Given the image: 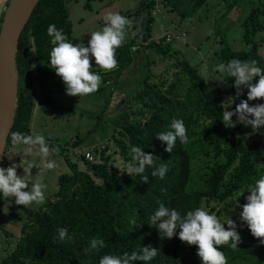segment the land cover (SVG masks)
Returning <instances> with one entry per match:
<instances>
[{"label": "trees", "instance_id": "16d2710c", "mask_svg": "<svg viewBox=\"0 0 264 264\" xmlns=\"http://www.w3.org/2000/svg\"><path fill=\"white\" fill-rule=\"evenodd\" d=\"M259 1L261 6L253 8L241 23L242 40L249 49L236 52L224 45L218 53L219 62L226 63L232 58L255 60L264 69V58L258 54V46L264 43V37L254 39L256 33L264 32V0ZM205 2L163 0L165 7L176 12L181 19L194 14ZM65 3V0H39L19 36L15 53L17 102L4 154L7 147L13 145V131L30 134L36 83L41 93L38 101L41 109L53 110L55 118L64 111L67 117L74 114L64 102H52L43 92L50 84L61 87L60 78L47 68H37L36 75L33 73L34 62L48 65V54L53 46L46 32L49 24L61 29L73 44L87 45L88 39L72 35ZM153 5V0L146 4L147 18L141 43L146 49L162 56L169 54L175 59L179 75L170 82L153 83L150 81L152 75L147 73L130 97L139 106L138 110L126 113L114 130L116 135L112 140L123 162L130 158V147L139 146L143 152H151L157 157L156 164L167 163L165 178L161 180L152 176L151 169L147 167L141 174L147 176V182H142L140 175H117L112 168L111 157L105 155L107 148L95 153L90 151L93 156L98 153L100 164H90L82 156L87 166L81 171L60 147L59 153L69 173L58 176L57 190L37 210L22 208L26 219L21 226L20 237L1 264H98L99 257L105 253H130L139 251V246L144 245L157 249V255L148 264H201L195 245H187L175 235L171 239L162 238L154 226L147 224L158 202L175 208L183 216L185 212L200 207L202 202L225 203L264 174V149L259 141L261 132L257 139L246 143L236 133L237 127L227 128L220 120L225 102L237 95L231 78H225L219 86L208 88L189 62L179 59L175 51L169 50L164 37L158 42L149 40L153 24L149 10ZM134 45L123 43L116 49L117 66L108 72H96L100 75L105 73L107 77L113 75L115 83L133 63ZM90 61L94 62L91 57ZM173 118L184 121L189 142L181 144L177 140L172 151L166 152L164 144L155 135L167 130ZM79 142L80 139L74 137L71 145L77 147ZM48 143L51 147L54 145ZM2 166L5 167V157ZM246 195L247 192L238 197L240 204L245 202ZM2 203L0 199V205ZM210 211L213 212L214 208ZM130 220H134L136 225H132ZM61 227L67 230L71 239H59L57 230ZM237 231L240 236L237 248L215 246L224 253L227 264H264V244L259 243L260 238L252 237L246 226H239ZM93 236L104 240L103 249L88 250Z\"/></svg>", "mask_w": 264, "mask_h": 264}, {"label": "rangeland", "instance_id": "374dc122", "mask_svg": "<svg viewBox=\"0 0 264 264\" xmlns=\"http://www.w3.org/2000/svg\"><path fill=\"white\" fill-rule=\"evenodd\" d=\"M149 1L65 0L72 35L76 38L89 39L88 33L101 28L104 24L103 17L109 12H117L128 18L129 25L126 28L124 43L135 44L133 48L135 52L133 54L134 61L121 73L115 83L113 75L108 77L105 76V73L101 75L102 82L98 90L85 96L67 95L63 84L61 87L47 85L43 91L44 94H48L52 102L61 101L69 106L74 112L69 117L64 111L60 117L55 118L53 110L41 109V105H38L41 93L36 83L35 108L30 122V134H43L48 142L54 144L52 146H55L58 151L50 158L56 161L57 167L43 173L42 182L46 185L43 203L21 206L12 202L11 197L2 199L3 203L0 205V264L4 257L14 249L20 237V229L26 219L22 208L37 210L57 190L58 176L69 173L63 157L59 153L60 147L65 150L70 161L76 163L81 171L86 170L87 163L82 160V156L86 152L95 153V151L98 152L107 148L105 155L111 157L113 170L117 175L125 173L120 169L125 168L126 162H123L118 156V149L112 140V136L116 135L114 130L121 124L126 113L136 112L139 108L130 97L138 90L141 80L147 73L152 75L150 81L153 83L170 82L179 75L175 59L171 58L169 54L162 56L153 50L146 49L144 48L145 44L141 43L140 38L147 18L146 4ZM153 1L154 5L149 10L153 17L149 40L158 42L164 36L169 35L171 37V42L168 43L169 50L175 51L176 57L179 59L189 62L203 78L208 88L222 84V82L209 78L213 76L211 68L219 62L218 53L224 45L236 52H245L249 49V46L242 40L241 23L253 8L261 6L259 0H206L205 4L194 14L181 19L176 12L165 7L163 0ZM262 25L264 27V18ZM182 33H184L183 37L181 36ZM263 37L264 32H259L256 33L254 39L258 40ZM258 54L264 58L263 42L258 46ZM89 63L90 71L104 72L99 66H95L93 61L89 60ZM37 68H47L53 71L42 62H34V75H36ZM255 79L256 77L253 78V83ZM245 93L246 89L241 87L236 97L229 98L225 102L224 110L234 109L241 99H246ZM248 103L250 105L260 103V99L257 98ZM104 106L106 107L104 108ZM130 118L134 117L131 116ZM231 119L235 120V115ZM232 127H237L236 133L246 143L257 139L261 132L259 141L262 149H264L263 126L255 131L252 130L251 126H244L240 123H235ZM74 137L80 139L77 147L71 145ZM33 153H35V148H33ZM4 157L5 167L10 164H19L21 159L23 160L22 163L26 158L32 160L35 163V167L30 170L33 179L40 175L41 158L35 154L26 157L19 145L14 146L13 144L7 147ZM16 171L18 175H22V169L17 168ZM234 199L235 197L230 198L225 203L202 202L200 207L209 212H211V208H214L211 213H214L221 222L229 217L237 221V228H239L241 222L237 220V216L240 211L238 207L240 200L236 198V205L232 207ZM222 226L227 228V225Z\"/></svg>", "mask_w": 264, "mask_h": 264}, {"label": "clouds", "instance_id": "9594fccd", "mask_svg": "<svg viewBox=\"0 0 264 264\" xmlns=\"http://www.w3.org/2000/svg\"><path fill=\"white\" fill-rule=\"evenodd\" d=\"M104 24L98 30L91 31L87 45L84 43L73 44L54 24H49L46 32L50 37L51 47L47 64L60 78L64 85L65 93L70 96H85L92 94L101 86L102 77L96 71H90V57L95 66H99L104 72H108L117 66L116 49L125 42L126 28L129 19L117 12H109L103 17ZM209 79L224 82L225 78H231L232 86L237 89V95L241 87L246 89V99H241L234 109L223 110L222 124L230 128L235 123L251 126L255 131L264 126V69L257 65L255 60H240L232 58L225 62L215 63ZM219 74V75H216ZM256 77L253 83V78ZM260 99V103L249 104V101ZM232 103V101H231ZM235 115V120L231 119ZM235 121V123H234ZM156 139L164 144V150L171 152L177 140L181 144L189 142L186 127L182 119L170 120L167 130L158 132ZM11 143L19 145L21 151L27 157L35 154L42 160L40 175L33 179L30 172L35 167L32 160L25 159L23 163L10 164L7 167L0 166V199L12 198L16 205H39L44 202L46 185L42 182L43 173L57 167V163L50 156L58 149L50 148L45 135L40 133L25 134L18 131L11 133ZM35 148V153H33ZM151 152L145 153L139 146L130 147V158L124 169H120L129 175H140L142 182H147V176L141 175L146 167L151 169V175L161 180L168 171L167 163H155ZM17 167L22 169V175L17 174ZM119 169V168H118ZM244 203L238 205L240 211L237 220L241 227L246 226L254 238H260L259 243L264 244V174L242 188L235 194L232 207L236 205V198L243 193ZM231 207V208H232ZM136 225L134 220H130ZM149 226H154L162 238L171 239L174 235L187 245L196 246V255L201 264H227L223 252L215 246L228 245L237 248L240 236L237 231V221L229 217L221 222L214 213L196 207L181 216L175 208H169L164 203L158 202L155 210L149 215ZM222 225H227L225 228ZM58 237L63 241L71 235L63 227L58 230ZM55 239V238H54ZM105 247L101 237L93 236L88 243V250H99ZM157 255V249L150 245L139 246V251H125L122 254L105 253L99 257L98 264H133L139 261L148 264Z\"/></svg>", "mask_w": 264, "mask_h": 264}, {"label": "water", "instance_id": "95a60500", "mask_svg": "<svg viewBox=\"0 0 264 264\" xmlns=\"http://www.w3.org/2000/svg\"><path fill=\"white\" fill-rule=\"evenodd\" d=\"M39 0H9L0 23V166L17 102L15 53L19 36Z\"/></svg>", "mask_w": 264, "mask_h": 264}, {"label": "built area", "instance_id": "2783aa9c", "mask_svg": "<svg viewBox=\"0 0 264 264\" xmlns=\"http://www.w3.org/2000/svg\"><path fill=\"white\" fill-rule=\"evenodd\" d=\"M181 36H184V33L181 34ZM171 37L169 35L164 36V43H170ZM85 160L90 164H100L98 156H93L90 152H86L84 154Z\"/></svg>", "mask_w": 264, "mask_h": 264}, {"label": "crops", "instance_id": "0c3cea01", "mask_svg": "<svg viewBox=\"0 0 264 264\" xmlns=\"http://www.w3.org/2000/svg\"><path fill=\"white\" fill-rule=\"evenodd\" d=\"M8 1L9 0H0V20H1L2 16H3V12H4L7 4H8ZM14 146H17V145H14ZM20 161L22 163L23 160L21 159ZM17 168L21 169L20 167H17Z\"/></svg>", "mask_w": 264, "mask_h": 264}]
</instances>
